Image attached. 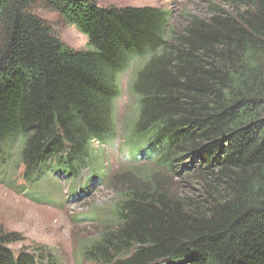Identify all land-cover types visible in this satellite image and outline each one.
I'll use <instances>...</instances> for the list:
<instances>
[{
	"label": "trees",
	"instance_id": "trees-1",
	"mask_svg": "<svg viewBox=\"0 0 264 264\" xmlns=\"http://www.w3.org/2000/svg\"><path fill=\"white\" fill-rule=\"evenodd\" d=\"M39 4L85 35L87 50L65 45L34 13ZM229 5L209 19L188 18L178 34L155 7L0 0V174L17 141L30 183L47 173L74 177L87 166L96 172L90 146L115 138L118 77L139 57L129 136L138 156L169 175L187 157L218 167L194 204L154 180H129L83 260L264 264V0ZM12 236L0 234V264H34L27 254L15 259Z\"/></svg>",
	"mask_w": 264,
	"mask_h": 264
},
{
	"label": "rangeland",
	"instance_id": "rangeland-1",
	"mask_svg": "<svg viewBox=\"0 0 264 264\" xmlns=\"http://www.w3.org/2000/svg\"><path fill=\"white\" fill-rule=\"evenodd\" d=\"M87 1L101 8L122 9L143 8V6L159 8L169 13L170 28L178 34L185 29L188 18L193 16L209 19L217 8L230 7V0ZM33 11L49 23L54 34L65 45L77 51L87 50V37L71 27L58 11L43 4H39ZM143 62L144 60H140L132 63L127 67V71L120 78L118 77L119 100L113 112V120L118 127L115 141L101 145L100 148L93 144L90 146V154L95 159L96 168L93 175L102 177V186L89 184L88 189L79 198L69 199L74 195L70 183H51L48 179H44L37 184L41 185V189L38 188L34 195L49 208L56 207L47 209L32 204L35 202L25 196L17 197L18 194L11 188L0 183V234L13 235V242L7 246L15 256L21 254L34 256L35 250L39 249L50 256L49 264H53L54 261L56 264H90L82 259L81 251L110 225L119 193L126 192L130 188L131 179L154 180L159 190L166 192L172 198L189 199L193 204L200 196L204 197L203 192L206 191L207 182L211 181L209 178L206 181L205 177L217 172L218 167L215 164L207 166L200 159L191 160L187 157L183 161L174 163V172L169 175L154 163H136L129 154L128 142L132 134V123L138 116V97L133 91V85ZM19 149L20 141H17L5 164L6 168L2 169L3 174L0 178V180L7 179V183L14 189L19 187L18 184H23L21 179L23 166L19 163ZM9 166L18 168L16 182H12L11 178V175L14 178L15 173H8ZM89 176L90 173H84L76 186L85 187ZM222 193L224 194L225 191Z\"/></svg>",
	"mask_w": 264,
	"mask_h": 264
},
{
	"label": "water",
	"instance_id": "water-1",
	"mask_svg": "<svg viewBox=\"0 0 264 264\" xmlns=\"http://www.w3.org/2000/svg\"><path fill=\"white\" fill-rule=\"evenodd\" d=\"M156 264H163V262H159V261H157V263Z\"/></svg>",
	"mask_w": 264,
	"mask_h": 264
},
{
	"label": "bare ground",
	"instance_id": "bare-ground-1",
	"mask_svg": "<svg viewBox=\"0 0 264 264\" xmlns=\"http://www.w3.org/2000/svg\"><path fill=\"white\" fill-rule=\"evenodd\" d=\"M100 170V169H99ZM100 183V182H99Z\"/></svg>",
	"mask_w": 264,
	"mask_h": 264
}]
</instances>
